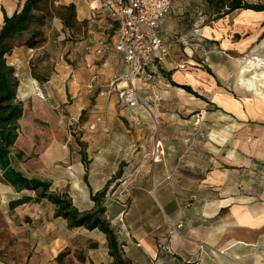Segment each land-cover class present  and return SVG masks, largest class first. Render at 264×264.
<instances>
[{"label":"crops","instance_id":"0c3cea01","mask_svg":"<svg viewBox=\"0 0 264 264\" xmlns=\"http://www.w3.org/2000/svg\"><path fill=\"white\" fill-rule=\"evenodd\" d=\"M23 1L0 0V23L4 13L10 16L18 11ZM57 2L73 4L76 20L80 23L78 33L87 30V37L76 42L75 49L82 55L74 56L76 62L72 68L76 77L82 72L91 73L87 86L94 93L98 91V102L89 110L90 121L104 113L107 122L106 133L93 135L90 158L87 152V160L91 161L87 176L93 167L96 173L93 182L88 183L87 177L84 179L86 168L82 164L81 180L87 182L82 196L83 199L87 196L89 205L83 207L80 201L72 200L73 204L81 211L92 208L90 193L100 190L121 163V174L110 184L105 196V217L115 230L121 251L130 264H264V256H261L264 254V165H256L264 163V153L250 154L240 139L232 142L230 132L225 129L211 130L212 140L199 144L191 130H177L179 125L196 123L193 115H183L194 107L206 109V112L215 108L221 114L219 119L226 121L224 124L218 121L222 126L234 123L235 127L243 129L248 124L256 126L264 122V95L237 96L220 85V77L226 74L215 60L223 56H214L215 52L209 47L205 49L202 40H217L221 23L214 20L203 23L199 20L201 17H195L177 0L161 18L158 30L169 43V52L163 61H154L148 66L147 70L153 75L151 87L142 86V76L134 79L139 96L150 103L157 116L155 122L146 108L128 106L116 91L109 97L104 94L109 78L119 77L126 69L121 55L113 47L117 35V23L111 15L116 10L114 2ZM54 27L61 29L63 26L54 23ZM32 55L33 49L17 47L9 55L13 57L10 64L17 69L19 64H29ZM183 63L188 64V69L177 68ZM58 64L62 66L56 63L54 72L41 84L32 77L29 68L28 74L21 73L20 86L25 82L33 89L51 86V77L56 79L55 76L64 81L63 72L67 70L59 72ZM243 72L240 64L235 78L239 88H243ZM171 81L189 86L201 97L172 85ZM153 86L160 96L156 102L151 97ZM176 95L181 98L180 102L174 101ZM189 97L198 102L193 100L188 106L190 104L185 103ZM176 104L184 111L175 113ZM213 132L217 134L211 135ZM237 148L241 154L237 150L233 153ZM248 154L259 161H253ZM4 185L12 187L0 180V204ZM36 216H40L38 220L44 225L48 220L62 219H50V213ZM169 219L180 224L177 231L172 229ZM62 220L63 231L54 235L60 243L55 254L49 252V245H42L47 255L40 263L30 256L28 264L30 261L33 264H70L71 260L73 264L112 262L101 231L83 227L68 229ZM199 244H204L205 249L201 250ZM60 252L67 254L56 260ZM0 264L10 263L0 260Z\"/></svg>","mask_w":264,"mask_h":264},{"label":"rangeland","instance_id":"374dc122","mask_svg":"<svg viewBox=\"0 0 264 264\" xmlns=\"http://www.w3.org/2000/svg\"><path fill=\"white\" fill-rule=\"evenodd\" d=\"M177 1L188 8L195 17H201L199 20L201 19L203 23L211 21L214 15L206 0ZM245 1L251 4L264 3V0ZM214 21L221 23V33L216 35L218 39L209 41L206 39L202 42L205 49L209 47L215 52L214 56H223L215 60L217 66L226 74L224 77H220V85L230 89L237 96L264 95V59H262L264 58V12L236 9ZM54 23L59 26L61 22L59 19H54L49 27L44 28L46 42L38 49H33L29 64L26 62L19 64L17 69L13 66L18 80L23 78L21 73L28 74L29 68L31 72L32 64L36 72L42 73L48 78L54 72L56 63L62 64V66L57 65L59 72L67 70L63 72L65 74L64 81L59 76H55L56 79L51 77L53 80L51 86H37L38 89H33L27 82L22 81L24 83L22 87L19 83L16 99L23 106V115L19 120L21 131L14 150L20 149L24 155L21 160L16 162V166L29 177L49 181L51 183L50 190L67 192L72 200L80 201L82 206L86 207L89 205V201L87 196L84 199L82 196L86 190L84 183L93 182L96 173L92 171L93 167H91L87 182L81 180L83 165L80 162L81 146L78 142L85 144L88 158H90L92 153L90 144L93 135L107 131L89 129V125L95 119L94 117L90 121L89 110L98 102V91L94 93L93 89L87 86L91 73L82 72L80 76L76 77L75 70L72 68L75 67L76 62L74 56L82 55L75 49L76 42L87 37V30L84 29L83 32L81 30L74 34L64 27L56 29ZM83 53L87 52L83 51ZM10 57H6L9 64L13 59ZM24 57L26 58L28 55L24 54ZM240 64L244 69L243 88H239L235 83ZM17 71L20 73L17 74ZM199 91L203 90L199 88ZM193 100L198 102V99L189 97L185 104L191 106ZM174 101L180 102L181 98L176 95ZM189 101L190 103H188ZM175 106V113L184 111L178 109V104ZM190 110L183 115H193L196 123L179 125L177 130L179 132H190L191 130L196 144L211 141V130L225 129L230 132L232 142L240 139L239 142H242L245 148L247 146L250 154L264 153V122L256 126L248 124L243 129L235 127L234 123L222 126L218 124V121L223 124L226 121L219 119L221 114L215 108H210L207 112L206 109L203 111L196 107ZM212 134L217 133L213 132ZM236 150L239 151L237 148L233 150V153ZM239 153L241 154L240 151ZM249 157L255 162L259 161L253 155H249ZM90 163L91 161H89L88 168L91 166ZM256 165H264V163H256ZM3 189L4 196L0 204V260L10 264H28L29 257L33 256L36 262L40 263L47 255V252L41 247L42 245H49V252L55 254L60 243L54 235L58 231H63L64 221L62 219L48 220L44 225L42 221L38 220L40 216H36L40 213H50L52 215L50 219L56 218L53 216V205L47 200H42L11 208L10 198L21 196L23 193L16 194L13 187L5 185ZM24 192L35 196L34 191ZM29 263L33 264L32 261ZM73 263L74 261L71 260L70 264Z\"/></svg>","mask_w":264,"mask_h":264},{"label":"trees","instance_id":"16d2710c","mask_svg":"<svg viewBox=\"0 0 264 264\" xmlns=\"http://www.w3.org/2000/svg\"><path fill=\"white\" fill-rule=\"evenodd\" d=\"M21 1V0H18ZM207 5L213 10L211 20H217L236 9H251L252 11H264V3H248L245 0H206ZM59 19L63 27L71 33H78L80 23L76 20L75 6L73 4H60L57 0H24L18 11L10 16L3 14V22L0 23V180L13 187L16 192L31 190L35 196L25 194L9 201L11 208L28 202H40L47 200L53 205L54 217L65 220L68 229L86 228L98 229L107 240L108 254L112 257L110 264H130L121 251V245L115 230L110 226L105 217V196L110 184L121 174V167L104 184V186L90 193L93 207L89 211L79 210L67 192H55L50 190L51 183L36 177L25 175L16 166L24 153L22 150H14L15 142L20 131L19 120L23 115V106L16 99L19 80L15 68L9 64L6 57L16 47L38 49L46 42L44 28ZM32 77L38 82L47 81L48 77L35 71L32 64ZM172 85L201 97L187 85H180L171 81ZM81 162L86 168L84 179L87 177V152L85 144L78 142ZM67 252H60L56 260H61Z\"/></svg>","mask_w":264,"mask_h":264},{"label":"built area","instance_id":"2783aa9c","mask_svg":"<svg viewBox=\"0 0 264 264\" xmlns=\"http://www.w3.org/2000/svg\"><path fill=\"white\" fill-rule=\"evenodd\" d=\"M116 10L111 13L117 23V35L114 50L118 52L125 64V71L119 77L108 80L105 95L109 97L116 91L118 97L128 106H142L151 112L154 121L157 116L147 100L142 99L134 85V79L142 76V86L151 87L152 72L147 68L152 62H161L169 52V43L159 34V24L172 8L174 0H112ZM179 69H188V64H178ZM151 97L154 102L160 99L155 88L152 87ZM90 130L107 131L106 116L100 113L89 125ZM159 147V144L158 146ZM160 152V151H159ZM156 159V150L153 152ZM168 223L177 231L180 224ZM201 250L204 244H199Z\"/></svg>","mask_w":264,"mask_h":264}]
</instances>
